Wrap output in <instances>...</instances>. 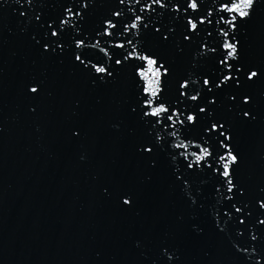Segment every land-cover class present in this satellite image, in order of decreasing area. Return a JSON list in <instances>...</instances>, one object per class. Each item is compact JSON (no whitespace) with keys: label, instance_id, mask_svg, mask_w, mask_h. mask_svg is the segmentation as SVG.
Here are the masks:
<instances>
[{"label":"water","instance_id":"water-1","mask_svg":"<svg viewBox=\"0 0 264 264\" xmlns=\"http://www.w3.org/2000/svg\"><path fill=\"white\" fill-rule=\"evenodd\" d=\"M201 4L212 6L211 0ZM62 6L65 0L0 2V264H264L247 259L255 256L253 248L264 252V226L256 223L264 209L255 204L264 195V79L245 84L256 97L255 119L242 120L236 110L228 111L223 92L215 112L233 128V146L242 157L235 177L247 189L242 203L251 216L246 215L245 234L238 236L235 213L224 215L214 178L193 173L184 186L174 179L167 153H153L158 163L152 166L151 157L137 151L140 141L150 137L139 107L135 113L129 107L140 95L133 63L122 61L112 78L93 84L92 73L73 62L70 42L80 34L66 32L69 47L63 53L47 52L35 42L46 39V21L60 18ZM154 7L155 13H141L130 0L123 5L90 0L87 10L81 9L83 19L71 17L65 27L86 32V44L100 40L114 58H121L124 49L117 51L107 38L95 35L111 11H123L120 19L127 23L128 9L135 8V14L173 27L168 41L153 34L151 26L140 37L169 66L162 100L172 101L179 78L199 80L211 71L213 54L198 55L206 51L199 44L215 47L218 37H208L213 29L201 25L184 42L183 16L177 19L175 10L162 13ZM236 39L242 62L264 65V0H257L251 19L239 24ZM33 83L35 94L27 91ZM203 123L186 134L197 137ZM125 195L129 205L123 204ZM236 244L249 251L238 252ZM165 250L174 254L171 261Z\"/></svg>","mask_w":264,"mask_h":264},{"label":"snow or ice","instance_id":"snow-or-ice-1","mask_svg":"<svg viewBox=\"0 0 264 264\" xmlns=\"http://www.w3.org/2000/svg\"><path fill=\"white\" fill-rule=\"evenodd\" d=\"M18 2L23 3V0ZM130 2L138 5L141 13L145 11L155 13L154 6H159L162 13L166 10L169 12L175 10L177 19L182 15L184 32L181 34V39L184 42L190 41L193 34L200 31L201 25L213 29L207 33L208 37L213 35L218 37L215 47L209 48L207 43L199 44V49L206 51L198 52V55L213 54L214 63L211 71L201 73L199 80H193L190 76L179 78L176 97L172 101L162 100L163 78L170 75V68L166 66L163 57H158L143 46L140 37L142 31L149 30L151 26L153 34L158 35L161 41H168L175 29L154 21L152 15L146 18L143 14H135V8H129L127 23L120 19L124 14L120 10L111 11L102 19L101 31L95 32V35L107 38L108 43L117 51L124 49L121 58H114L107 47L101 48L100 40L86 44L83 37H87V33L81 32L76 25H72L71 28L65 27L71 25L69 19L71 17L83 19L81 9L86 11L90 0H65L66 6H62L61 17L55 22L51 18L46 21L47 31L44 33L46 39L35 42L47 52L54 53L59 49L63 53L69 47V41L65 39L66 32L74 30L75 33L80 34L81 38L74 37L70 42L73 62L92 73L93 84L112 78L115 66L121 65L122 61L133 63L134 76L139 78L137 91L140 95L135 104L129 107L133 113L139 107L140 119L146 126V136L150 137L140 141L137 151L141 155L151 157L152 166L158 163L153 153H167L172 162L169 167L174 179L184 186H189V176L193 173L200 172L214 178L213 190L220 194L225 202L224 215L231 218L235 213L236 233L238 236H243L247 223L246 215L251 216V212L245 214L244 209L248 205L243 204L242 200L247 194V189L235 177V170L242 157L233 146V128L224 116H218L215 112L220 103V93L223 92L228 111L236 110V115L242 120L255 119L252 104L256 97L245 90V84L254 83L258 78L264 79V65L258 67L242 62L236 29L242 21L251 19L256 11L257 0H211L212 6L202 5L201 0H176V2L130 0ZM28 3L30 4L31 0H28ZM118 3L123 5L125 0H118ZM201 7L205 9L203 12ZM24 14L23 11L20 12L21 16ZM35 19L40 20V16L36 15ZM132 30H136L134 35ZM124 33L133 35V38L129 39L123 35ZM126 44L127 49H125ZM96 49H99V52H95ZM90 51L95 54L90 55ZM217 53L219 54L216 55ZM197 84L200 86L196 87ZM27 91L35 94L38 86L33 83ZM260 97L264 99V90L260 92ZM201 120L204 123L200 125V134L197 137H189L186 134L187 130L200 124ZM182 135L184 139H181ZM190 146H195L196 150L188 151ZM176 149L183 151L177 152ZM180 165H183V171ZM260 191L264 193V188ZM191 199L195 203L196 197L193 196ZM130 203V199L125 195L123 204ZM255 204L259 209H264V195L256 197ZM261 215L264 216V213ZM256 223L264 226V218L258 219ZM256 239V236L251 237L252 241ZM233 247L238 252L249 251L247 247L240 248L238 244ZM252 251L255 256L248 257V260L255 259L257 262L264 260V252H256L255 248ZM164 254L168 261L173 259L174 254H169L167 250Z\"/></svg>","mask_w":264,"mask_h":264}]
</instances>
